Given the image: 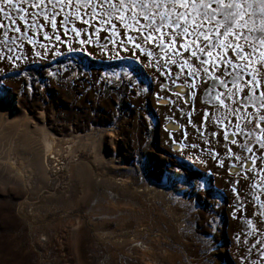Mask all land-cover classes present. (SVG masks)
Wrapping results in <instances>:
<instances>
[{"label":"rangeland","instance_id":"374dc122","mask_svg":"<svg viewBox=\"0 0 264 264\" xmlns=\"http://www.w3.org/2000/svg\"><path fill=\"white\" fill-rule=\"evenodd\" d=\"M75 3L79 9L57 7L55 26L42 9L12 13V20L0 15V103L14 104L12 113L33 121L45 113L49 130L62 131L55 135L88 165L72 175L67 156L56 157L50 181L58 193L43 188L28 196L20 214L25 195L2 181L0 264H79L70 253L72 234L85 224L94 235L96 223L118 242L95 239L104 252L87 264H126L127 258V264H264L261 131L244 128L243 114L229 113L211 121L218 125L211 135L207 116L222 89L210 85V96L198 87L210 76L193 80V58L179 47L191 37L169 35L173 55L168 41L157 47L166 30L140 32L130 18L125 27L115 14ZM253 20L259 26L258 4L249 27ZM212 52L215 57L217 49ZM127 225L143 230L130 242V257L119 252Z\"/></svg>","mask_w":264,"mask_h":264},{"label":"snow or ice","instance_id":"6c2138e0","mask_svg":"<svg viewBox=\"0 0 264 264\" xmlns=\"http://www.w3.org/2000/svg\"><path fill=\"white\" fill-rule=\"evenodd\" d=\"M85 3L93 12L98 7L106 17L117 15L125 27H128L127 20L130 18L140 32L145 28L149 33L166 30L167 35L161 38L157 47L163 49L165 41H168L167 51H172V45L175 44L174 39L169 40V35L191 37L188 43L180 44L179 47L189 51L193 58L189 64V67L195 66L191 73L193 80H203L210 76V81L198 86L201 92L208 91L210 96L214 92L210 85H214L215 89H222L216 93L218 105L213 104L211 115L207 116L211 135H217L214 129L218 127L211 121H219L221 116L229 113L235 118L237 113H241L245 120L243 127L249 131L259 129L264 136V0H85ZM257 4L259 26L253 20L249 27V20L256 15ZM65 6L80 8L75 0H0V15L12 20V13L42 9L45 11L44 18L51 19L55 26L56 9H63ZM249 8L253 11L249 12ZM138 17H142L143 26H140ZM15 30L21 31L19 28ZM213 33L216 34L214 39ZM221 37L228 39L218 45ZM123 46L129 52L132 51L127 45ZM133 47L138 50L137 56H140L141 44L136 42ZM213 48L217 49L215 57ZM220 48L227 51L220 53ZM154 51L155 49L149 51L147 57H151ZM172 54L176 55L174 51ZM147 57L141 56L140 59L145 60ZM159 88H164L163 82H159ZM220 108L224 111L220 112ZM235 127L239 129L241 125L237 122ZM224 139L231 140L232 137L224 134ZM256 141L261 149L260 159H264V139L257 136ZM232 142L235 143V140ZM248 151L251 152L252 149ZM240 154L236 153L237 158ZM229 183L233 181L230 180ZM236 191L239 195L240 189ZM258 223L264 224V221Z\"/></svg>","mask_w":264,"mask_h":264},{"label":"bare ground","instance_id":"6f19581e","mask_svg":"<svg viewBox=\"0 0 264 264\" xmlns=\"http://www.w3.org/2000/svg\"><path fill=\"white\" fill-rule=\"evenodd\" d=\"M15 108L14 104L0 103V186L3 181L7 183L8 186H11L16 191L25 195V198L19 203L17 208V213L20 214L24 209H26L28 196H39L43 188H47L49 192H51V195L58 193L56 188L57 186L52 185L50 181V173L54 170L55 159H58L62 155L67 156V169L72 175L75 171L78 174H84L82 170L84 171L85 167L88 168V165H86V163L84 164V161L77 158V156L73 153L72 146L70 147L69 145L62 143L61 138L58 137L63 134L62 131L56 130L55 133L58 135L56 136L54 132L52 133L49 130V125L47 124V119L44 115L45 113L40 112L41 114H39L37 119L33 121L28 114H25L24 117L16 116L15 113H12V110H15ZM86 170L87 169H85V171ZM119 185L122 186V183L120 182ZM157 190L163 191L165 189L164 187L159 186ZM108 229L109 227H107V231L103 230L96 223L94 224V235H91L90 231L86 229L85 224L75 228V231L72 234L74 235L72 241L74 246L73 244L71 245L70 253L74 256V258H76V260H78L79 264H87V261L89 260L88 258H91L92 261H98L100 251L102 253L104 252V250H100V247L95 242V239H99L100 241L102 240L104 244H110V246H113L118 242L116 239L113 240L115 232L108 231ZM140 229H133V227L129 225L122 228L121 231H123V235L126 240H121H124V244L126 245L124 250L118 251L125 257H130L128 255L131 251L130 242L133 240L132 238L136 233L138 234L140 231H143ZM141 248L144 249L143 245ZM108 251L106 252L109 256L114 253V250ZM147 252L142 251L141 256L145 258L147 256ZM151 252L150 256L154 255V251L151 250ZM125 260L126 264L130 262L129 258Z\"/></svg>","mask_w":264,"mask_h":264}]
</instances>
